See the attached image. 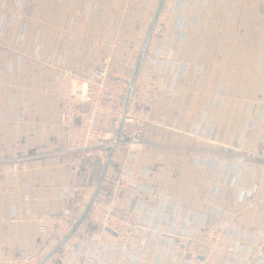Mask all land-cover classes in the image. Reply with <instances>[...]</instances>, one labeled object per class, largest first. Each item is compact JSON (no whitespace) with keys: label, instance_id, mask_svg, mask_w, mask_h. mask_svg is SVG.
Returning a JSON list of instances; mask_svg holds the SVG:
<instances>
[{"label":"crops","instance_id":"crops-1","mask_svg":"<svg viewBox=\"0 0 264 264\" xmlns=\"http://www.w3.org/2000/svg\"><path fill=\"white\" fill-rule=\"evenodd\" d=\"M159 2L0 0V257L28 254L38 264L60 243L41 237L38 217L83 215L110 149L88 158L70 149L61 122L72 103L70 73H93L111 52L131 78ZM163 48L171 50L167 66L157 71L145 58L135 83L160 89L135 176L165 189L189 217L244 225L237 255L264 264V163L240 190L227 185L239 150L264 145V0H165L146 56ZM123 155L116 147L105 178ZM81 228L70 245L87 236ZM65 252L43 264H75Z\"/></svg>","mask_w":264,"mask_h":264},{"label":"built area","instance_id":"built-area-1","mask_svg":"<svg viewBox=\"0 0 264 264\" xmlns=\"http://www.w3.org/2000/svg\"><path fill=\"white\" fill-rule=\"evenodd\" d=\"M101 49L110 48L107 41L94 42ZM170 48L147 55L155 70L162 71L170 58ZM111 52L103 56L91 74H71L72 103L62 114L61 122L68 128L70 149L88 158L110 149L123 115L124 96L130 78L122 76ZM159 88L154 82L135 86L128 104L123 128L130 127V136H120L116 147L124 151L118 172L105 178L94 200L87 221L92 230L85 238L70 245L66 241V261L75 264H247L248 255L241 250L239 232L244 225L211 223L196 215L189 217L180 201L165 189L135 176V157L147 149L144 139L151 106L157 101ZM79 115V124L72 116ZM122 128V129H123ZM238 174L232 175L228 186L240 190L239 182L247 172L255 175V165L264 163V145L257 151L239 150L235 156ZM249 192V191H248ZM42 238L53 235L64 239L77 222L69 210L38 217ZM113 239V242L109 238ZM110 238V239H111ZM110 251L114 255L110 256ZM169 259V262H165ZM37 257H0V264H37Z\"/></svg>","mask_w":264,"mask_h":264},{"label":"water","instance_id":"water-1","mask_svg":"<svg viewBox=\"0 0 264 264\" xmlns=\"http://www.w3.org/2000/svg\"><path fill=\"white\" fill-rule=\"evenodd\" d=\"M164 2H165V0H160V2H159V5H158L156 13H155V16L153 18V21H152V23L150 25V28H149L148 33L146 35V38L144 40L143 46H142L141 51L139 53V56H138L134 71H133L132 76L130 78L128 88L126 90V94L124 96L123 115H122V117L119 120L118 129H117L116 135H115V143L110 147V153H109V155L107 157L106 163H105L104 168H103V172H102L100 180H99V182L97 184V187H96V190L94 192V195L92 196V199L89 202L87 208L85 209L82 217L74 225V227L71 229V231L68 233V235L64 239H62L60 241V243L46 257H44L38 264H43L52 255L57 253L62 248L63 244L66 241H68L75 234V232L79 229V227H81V225L83 224V222L87 219V217L89 215V212L91 210L92 204H93L94 200L96 199L98 191H99V189H100V187H101V185H102V183H103V181L105 179L107 168H108V166H109V164L111 162V159L113 157L114 151L116 149V144L119 141V138L121 136V131H122V128H123L125 114L127 112L128 104L130 102V99H131V97L133 95V92H134V89H135L136 79H137L138 73L140 71L141 65H142V63H143V61L145 59V56H146V53H147V49H148V45H149V42H150V38L152 36L154 27L156 25L158 16H159V14H160V12H161V10L163 8Z\"/></svg>","mask_w":264,"mask_h":264},{"label":"rangeland","instance_id":"rangeland-1","mask_svg":"<svg viewBox=\"0 0 264 264\" xmlns=\"http://www.w3.org/2000/svg\"><path fill=\"white\" fill-rule=\"evenodd\" d=\"M104 165V164H103ZM82 217V215H80L78 218H77V222L80 220V218ZM88 218V217H87ZM76 222V223H77ZM81 229H84L85 230V233L87 234L89 231H91L92 230V227H91V225L88 223V221H87V219L83 222V224L81 225ZM78 231V230H77ZM76 231V232H77ZM75 232V233H76Z\"/></svg>","mask_w":264,"mask_h":264},{"label":"bare ground","instance_id":"bare-ground-1","mask_svg":"<svg viewBox=\"0 0 264 264\" xmlns=\"http://www.w3.org/2000/svg\"><path fill=\"white\" fill-rule=\"evenodd\" d=\"M147 54V53H146ZM145 60V59H144ZM74 227V226H73ZM80 228V227H79Z\"/></svg>","mask_w":264,"mask_h":264}]
</instances>
